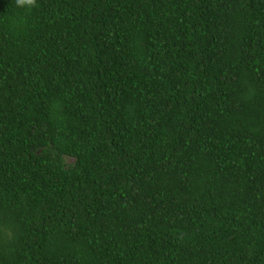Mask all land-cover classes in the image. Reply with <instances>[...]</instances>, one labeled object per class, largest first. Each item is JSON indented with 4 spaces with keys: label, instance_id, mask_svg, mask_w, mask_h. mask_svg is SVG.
<instances>
[{
    "label": "trees",
    "instance_id": "trees-1",
    "mask_svg": "<svg viewBox=\"0 0 264 264\" xmlns=\"http://www.w3.org/2000/svg\"><path fill=\"white\" fill-rule=\"evenodd\" d=\"M0 264H264V0H0Z\"/></svg>",
    "mask_w": 264,
    "mask_h": 264
},
{
    "label": "clouds",
    "instance_id": "clouds-1",
    "mask_svg": "<svg viewBox=\"0 0 264 264\" xmlns=\"http://www.w3.org/2000/svg\"><path fill=\"white\" fill-rule=\"evenodd\" d=\"M35 0H17V4L20 7H24V6H32L34 5Z\"/></svg>",
    "mask_w": 264,
    "mask_h": 264
},
{
    "label": "rangeland",
    "instance_id": "rangeland-1",
    "mask_svg": "<svg viewBox=\"0 0 264 264\" xmlns=\"http://www.w3.org/2000/svg\"><path fill=\"white\" fill-rule=\"evenodd\" d=\"M67 163L68 164H72L73 163V160H67Z\"/></svg>",
    "mask_w": 264,
    "mask_h": 264
}]
</instances>
